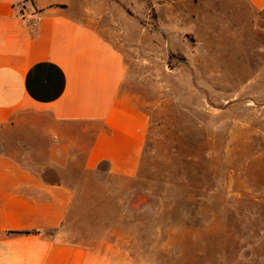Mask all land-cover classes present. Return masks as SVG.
Listing matches in <instances>:
<instances>
[{
    "label": "rangeland",
    "instance_id": "rangeland-1",
    "mask_svg": "<svg viewBox=\"0 0 264 264\" xmlns=\"http://www.w3.org/2000/svg\"><path fill=\"white\" fill-rule=\"evenodd\" d=\"M117 1L150 121L138 178L81 188L83 151L47 168L57 140L37 123L0 127V153L70 177L82 240L121 237L142 264H264V20L245 0Z\"/></svg>",
    "mask_w": 264,
    "mask_h": 264
},
{
    "label": "crops",
    "instance_id": "crops-1",
    "mask_svg": "<svg viewBox=\"0 0 264 264\" xmlns=\"http://www.w3.org/2000/svg\"><path fill=\"white\" fill-rule=\"evenodd\" d=\"M245 1L259 31L264 0ZM114 11L124 19L117 0H0V127L37 123L54 136L47 168H65L81 149V188L138 178L147 143ZM57 172L51 180L0 153V264H142L121 237H78L79 192Z\"/></svg>",
    "mask_w": 264,
    "mask_h": 264
}]
</instances>
